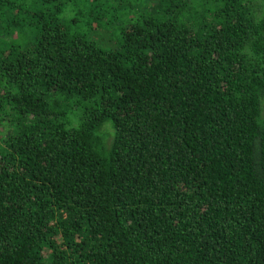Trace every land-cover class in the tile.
Here are the masks:
<instances>
[{"label":"trees","instance_id":"obj_1","mask_svg":"<svg viewBox=\"0 0 264 264\" xmlns=\"http://www.w3.org/2000/svg\"><path fill=\"white\" fill-rule=\"evenodd\" d=\"M0 264H264V0H0Z\"/></svg>","mask_w":264,"mask_h":264}]
</instances>
